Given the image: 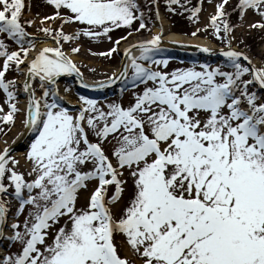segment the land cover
Returning a JSON list of instances; mask_svg holds the SVG:
<instances>
[{"label": "snow or ice", "instance_id": "obj_1", "mask_svg": "<svg viewBox=\"0 0 264 264\" xmlns=\"http://www.w3.org/2000/svg\"><path fill=\"white\" fill-rule=\"evenodd\" d=\"M204 4L0 0V138L22 128L0 149V264H264V0H207L201 26ZM185 14L223 62L167 71ZM85 42L127 43L118 72L85 81ZM65 77L121 99L70 104Z\"/></svg>", "mask_w": 264, "mask_h": 264}, {"label": "rangeland", "instance_id": "obj_2", "mask_svg": "<svg viewBox=\"0 0 264 264\" xmlns=\"http://www.w3.org/2000/svg\"><path fill=\"white\" fill-rule=\"evenodd\" d=\"M38 2H39V0H34V3H38ZM143 2H144V0H141V3H143ZM192 2H193V4H196L197 0H192ZM232 2L235 3V0H232ZM204 8H205V11L202 12V14H201V26L206 24L207 17L209 15V13L214 10L207 4V0H205ZM160 10H161V13H164L163 0H161V9ZM45 12H50V9H41V8L34 7L32 10V15H36L37 13H40L41 15H43ZM232 19H233V21L238 22V18L235 14L233 15ZM251 19H252V17H249V20H251ZM165 26L167 27L166 29H168L171 32H175V33L181 34L183 36H190V37H192L191 33L196 30V26L193 25L187 19V14H185V16L175 15V16H172L170 19L166 18L165 19ZM124 34L125 33H123V32L117 31L114 34V39L119 38L121 35H124ZM138 37H145V38L149 37L150 38V35L144 34V35H141ZM198 37L206 38L209 41H211L212 43H214L216 45H220L217 41H215L209 35L201 34ZM253 37H256L255 33H253ZM249 43H252L251 39H249ZM51 46H55V45H51ZM112 46L113 45H111L107 42H104L102 44H88L87 42H85L81 54L74 56L73 59L76 60L80 64L81 71L83 72L84 76H86L87 78H89L90 80H93V81H103V80H106L109 75H112L113 73L116 72V69L118 68L119 63H120V56L114 54V58L111 60H109L107 58H103V57L91 56L88 53V48L91 47L92 51L101 52V51H107ZM168 53L169 52L166 51L162 57H158V58H167L170 60L169 68L167 69V71H172V70H175L177 68L191 67L194 63L199 64V63L207 62V63H211L213 65H216V64L223 62V59L218 60L217 58H214L211 56H209L207 58L200 57V58H197V60H188L182 56L178 57V56L167 55ZM253 55H254V53H253ZM93 69L95 70L94 72L92 71ZM59 86L61 89V93L63 95H64L65 87L71 88V93L65 95L66 96L65 99L68 102H69V100L74 101V103L69 102L70 104L76 103V96L77 95H83L81 93H78L74 89V84L72 82H69V81L60 82ZM67 97L69 99H67ZM90 98L98 99L103 103L111 102L112 100L119 101L121 99L120 95L118 93L116 94L115 92L109 93V94H107V96H104L103 98H100V97H98V98L90 97ZM128 99H129V97L127 95H125L123 97V102L126 104L128 102ZM15 128H21L19 123L17 124V126ZM15 128L12 129V131L8 134L7 137L0 138V149H2L4 147L3 139H7L9 141V143H11L13 141V139L15 137L14 136V129ZM23 151H26V149ZM17 158H21V157H17Z\"/></svg>", "mask_w": 264, "mask_h": 264}, {"label": "water", "instance_id": "obj_3", "mask_svg": "<svg viewBox=\"0 0 264 264\" xmlns=\"http://www.w3.org/2000/svg\"><path fill=\"white\" fill-rule=\"evenodd\" d=\"M172 42L173 41L164 40V45L163 46L166 49H171V50H175V51H179V52L182 51V52H188V53H200V54L208 55L206 53L200 52L199 49L197 47H195V45H197V44H191V43H186V42H175V43H172ZM179 45H185V47H180ZM201 47H205V46H201ZM219 48H221V47H216V48H213V49H219ZM122 51H121V55H119L121 57V62H122V59H123V57H122ZM215 56L220 57L218 54L215 55ZM121 62H120V65L118 67V70H119V68L121 66ZM118 70H117V72H118ZM83 78L89 84H95V83L99 82V81L90 80V79L86 78L84 75H83ZM106 80H103V81H106ZM61 81H73V82H76V87H77V89L80 92H83L85 94H92L93 96L94 95H100L101 96V94H103V92H105L107 90H111L113 88H117V87H119L121 85V84H117L116 86H114V87H112L110 89H105L103 91H93L92 89H85V88L80 87L79 86V81L75 77H65V78H62ZM100 96H98V97H100ZM22 141H24V142H22ZM26 146H27V144H26L25 138H21V140H17L16 144L13 145V147L15 148V151L14 152L19 151V150H24V149H26Z\"/></svg>", "mask_w": 264, "mask_h": 264}, {"label": "bare ground", "instance_id": "obj_4", "mask_svg": "<svg viewBox=\"0 0 264 264\" xmlns=\"http://www.w3.org/2000/svg\"><path fill=\"white\" fill-rule=\"evenodd\" d=\"M167 27L165 26V30H166V35L164 37V40H168V41H174V42H186V43H191V44H197V45H201V46H205V47H210V48H216L218 47L217 45H215L214 43H212L211 41H209L206 38H201V37H190V36H183L181 34L175 33V32H171L168 29H166ZM153 31H158V27H154ZM149 37H136V40H142V39H148ZM131 42H135V41H129L127 43H131ZM127 43L123 44L121 46V49H123L124 47L127 46ZM53 44H50L49 46H51ZM138 54V53H137ZM62 94V93H61ZM63 95V94H62ZM66 98V96H65ZM67 99H69L67 97ZM70 103H74V101L69 100ZM22 128H15L14 129V138H16L19 133L21 132ZM24 151L23 150H19L16 153H14L13 155L17 156V157H22Z\"/></svg>", "mask_w": 264, "mask_h": 264}]
</instances>
